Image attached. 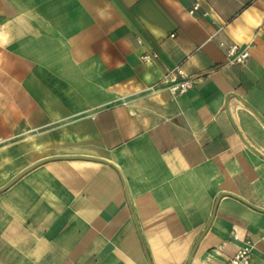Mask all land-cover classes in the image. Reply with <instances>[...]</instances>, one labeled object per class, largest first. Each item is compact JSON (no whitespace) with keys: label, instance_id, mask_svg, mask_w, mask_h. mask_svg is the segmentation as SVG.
I'll return each instance as SVG.
<instances>
[{"label":"crops","instance_id":"1","mask_svg":"<svg viewBox=\"0 0 264 264\" xmlns=\"http://www.w3.org/2000/svg\"><path fill=\"white\" fill-rule=\"evenodd\" d=\"M243 247L264 264V0H0V264Z\"/></svg>","mask_w":264,"mask_h":264},{"label":"built area","instance_id":"2","mask_svg":"<svg viewBox=\"0 0 264 264\" xmlns=\"http://www.w3.org/2000/svg\"><path fill=\"white\" fill-rule=\"evenodd\" d=\"M199 7V3H195L188 11V14L194 15V13L199 10ZM206 14V12L203 13V15ZM136 40L138 43H141L138 37ZM219 45L221 47L224 46L223 43ZM225 52L230 64H244L249 58V50L247 47L240 48L235 44H229L225 46ZM157 57L158 55L155 52L144 51L140 55V60L142 62H148L157 59ZM159 84L172 94H183L193 86L194 80L191 76L186 74L180 66H175L163 74ZM251 254V249L248 247L238 248L229 258L227 264H249Z\"/></svg>","mask_w":264,"mask_h":264},{"label":"water","instance_id":"3","mask_svg":"<svg viewBox=\"0 0 264 264\" xmlns=\"http://www.w3.org/2000/svg\"><path fill=\"white\" fill-rule=\"evenodd\" d=\"M36 166V164L30 166L29 168H27L26 170H24L23 172H21L20 174H18L17 176H15L5 187L9 186L10 184H12L15 180H17L22 174H24L25 172H27L29 169H31L32 167Z\"/></svg>","mask_w":264,"mask_h":264}]
</instances>
